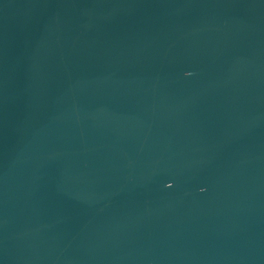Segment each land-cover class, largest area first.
Returning <instances> with one entry per match:
<instances>
[{"label":"water","instance_id":"water-1","mask_svg":"<svg viewBox=\"0 0 264 264\" xmlns=\"http://www.w3.org/2000/svg\"><path fill=\"white\" fill-rule=\"evenodd\" d=\"M0 264H264V0H0Z\"/></svg>","mask_w":264,"mask_h":264}]
</instances>
